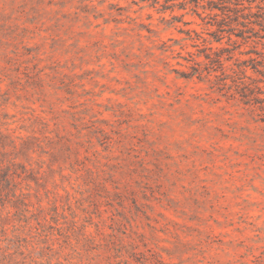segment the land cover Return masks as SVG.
I'll use <instances>...</instances> for the list:
<instances>
[{
    "label": "rangeland",
    "instance_id": "rangeland-1",
    "mask_svg": "<svg viewBox=\"0 0 264 264\" xmlns=\"http://www.w3.org/2000/svg\"><path fill=\"white\" fill-rule=\"evenodd\" d=\"M194 3L0 0V264H264V39Z\"/></svg>",
    "mask_w": 264,
    "mask_h": 264
},
{
    "label": "trees",
    "instance_id": "trees-1",
    "mask_svg": "<svg viewBox=\"0 0 264 264\" xmlns=\"http://www.w3.org/2000/svg\"><path fill=\"white\" fill-rule=\"evenodd\" d=\"M194 7H200L203 12L208 10L204 16L197 13L201 18H212L215 20L218 26L217 31L221 34L222 32H227L228 39L230 34H233L239 38L242 43L251 41L257 43L264 39V0H193ZM201 1L204 3L200 4ZM173 5L163 7L171 8ZM196 12V9H193ZM217 10V11H215ZM175 18V17H173ZM224 26L227 29L223 28ZM219 40V39H217ZM254 53L257 56L251 57L242 62L235 63V67H231L230 71L226 73L221 71L219 74L215 75V85L220 90L227 87V89H232L233 92L230 93L231 97L238 95V99L247 105H253L256 109L261 112V118L264 121V53L258 52L254 49H250L247 53ZM221 53H204L205 58L208 60L209 64L215 62L216 65H221L220 55ZM189 55H192L189 53ZM260 56V58H259ZM192 72L185 73L182 72L180 75L184 77H190L192 74H200L201 62L193 59ZM250 63V68L254 73L260 75L259 77H252L245 74L244 67L247 66L246 63ZM229 79L228 84L226 80ZM262 95V96H260ZM0 165V173L3 174L6 182L7 172ZM19 197V195H14ZM17 201L23 202L21 198Z\"/></svg>",
    "mask_w": 264,
    "mask_h": 264
}]
</instances>
